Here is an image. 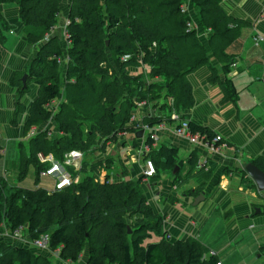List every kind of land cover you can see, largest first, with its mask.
Returning a JSON list of instances; mask_svg holds the SVG:
<instances>
[{
	"label": "trees",
	"instance_id": "16d2710c",
	"mask_svg": "<svg viewBox=\"0 0 264 264\" xmlns=\"http://www.w3.org/2000/svg\"><path fill=\"white\" fill-rule=\"evenodd\" d=\"M191 2L201 27L210 32L207 47L196 28L188 29L191 17L180 10L183 0H71L65 55L59 40L48 38L58 22L60 0H0V4L18 7L30 45L48 38L27 66V87L23 89L21 83L25 72L13 77L20 99L28 93L29 84L38 87L24 123L25 134L48 121L46 103L63 96L54 116L52 137L41 132L30 138L28 154L19 143V179L25 178L30 166L37 176L47 168V163L39 162L38 154H52L61 161L73 150L104 153L108 144L117 142L119 133L135 134L130 119L138 103L156 102L164 94L173 100L177 112L193 106L187 76L209 65V52L219 63H229L226 48L238 38L242 23L225 14L221 0ZM107 34L112 61L105 51ZM58 59L66 63L63 72ZM139 67L147 69V82L142 75L128 74L129 69ZM217 81L224 102L233 100L236 94L231 86ZM16 109V116L24 110L19 101ZM154 122L158 120H147L150 126ZM188 126L192 133L214 136L190 122ZM146 159L154 163L157 175L159 162L161 167H176L177 149L162 147ZM113 164L110 157L95 163L84 161L79 175L86 176L61 191L16 187L10 192L6 179L0 176V224L7 221L12 231L26 227L32 241L48 234L51 250L60 249L63 262H76L87 247L86 264L218 263L197 239L171 243L165 238L163 217L153 213L141 189L143 177L125 180L124 168L121 180L112 181ZM103 172L104 181L100 180ZM155 235L161 240L147 243ZM0 264L51 261L28 248L0 241Z\"/></svg>",
	"mask_w": 264,
	"mask_h": 264
},
{
	"label": "crops",
	"instance_id": "0c3cea01",
	"mask_svg": "<svg viewBox=\"0 0 264 264\" xmlns=\"http://www.w3.org/2000/svg\"><path fill=\"white\" fill-rule=\"evenodd\" d=\"M183 2L207 47L206 40L210 32H205L201 27L191 0ZM220 6L227 16L242 23L238 38L226 48L230 62L221 64L209 52V65L187 76L193 97L191 108L177 112L162 102L136 106L133 110L135 121L130 122L135 128L138 124L147 126L148 131L136 130L132 134V145L126 141L127 133L123 140L107 145L104 153L97 152L92 162L99 161L102 154L112 158L114 164L109 174L112 181H117L121 180L123 172L116 167H120V158L127 175L131 173L133 180L143 177L141 186L146 187L144 194L147 203L154 214L163 217L162 232L165 238L171 243L188 238L197 239L207 249L208 255L214 256L220 264H227L228 258L226 255L224 258L221 252L231 247L244 251V245L249 243L247 229H253L254 224L264 226V192L260 193L243 171L245 164H253L264 172V0H221ZM61 8L63 19L48 37H56L59 41L67 17ZM23 28L18 7L15 4H0V125H3L11 139L21 138L28 142L29 132L25 134L24 123L29 117L38 87L29 84V91L25 95L31 94L30 88H34V92L29 100L23 101L24 97L20 99L18 88L13 85V77L17 72L28 74L27 66L48 38L37 45H30ZM255 38H258L256 42ZM65 45L64 40L62 43L60 41L62 49L66 48ZM62 66L63 72L66 63L62 62ZM139 73L144 76L145 69L139 67L128 70V74ZM217 80L231 86L236 94L233 100L224 102ZM18 101L24 110L16 116ZM24 112L26 117L20 123L19 115ZM149 118L158 122L150 126L147 124ZM181 119L207 129L214 136H220L226 147L219 144L193 145L186 138L177 136L174 130ZM140 131H143V135L138 138ZM150 133L157 140L144 152L143 146L149 143ZM162 147L177 149L178 170L175 172L174 168L161 167L159 162L156 165L157 175L146 178L145 159ZM120 149L126 151L124 160L118 154ZM138 164L140 166L134 172L132 167ZM184 167L186 170L181 176L180 171ZM151 179H154L152 184ZM199 195H203V200L195 205L194 201ZM218 227L222 230L219 231ZM214 232L216 234L212 236ZM221 233L222 244L216 248L213 242ZM155 236L159 238L158 241L153 242L151 237L147 243L161 240L160 236ZM23 247L33 253L49 256L48 252H44L46 255L35 247L31 248V245ZM260 249L262 252L264 248ZM87 259L85 247L76 262L56 259L53 264H86Z\"/></svg>",
	"mask_w": 264,
	"mask_h": 264
},
{
	"label": "rangeland",
	"instance_id": "374dc122",
	"mask_svg": "<svg viewBox=\"0 0 264 264\" xmlns=\"http://www.w3.org/2000/svg\"><path fill=\"white\" fill-rule=\"evenodd\" d=\"M70 2L71 0H60V8L63 9V12L66 13V16H68L69 13V6H70ZM193 8V5H192ZM194 9V8H193ZM63 19V15L60 14V16L58 17V23H60V21ZM104 19L107 20L108 19V15H104ZM67 22V17H66V21ZM110 29H108L109 31L113 30L112 27H109ZM60 41L62 43V41H65L64 34L63 31L60 33ZM106 39V53L108 55V58L111 60V54H110V49L108 47L109 44V36L108 34L105 36ZM59 40V39H58ZM59 41V42H60ZM67 44H66V48L63 49V54L66 55V51H67ZM63 59H66V57H64ZM63 59H60L63 60ZM112 61V60H111ZM61 66H62V62H61ZM63 67V66H62ZM62 67H60V71H62ZM142 71V69H140ZM143 72V71H142ZM145 72H147V69L145 68ZM144 73V72H143ZM141 73H139L138 75H140ZM142 78L144 81H148V77H146L145 75H142ZM30 90L32 91L31 94L25 95L23 96V101L24 100H29L32 97V94L34 92V88H30ZM158 102H162V104L166 103L167 106L173 107V100H168L165 98L164 94H162L161 99H159L156 102H151V103H146V105L151 106L152 103H158ZM161 104V106H163ZM22 107L24 108V106L22 105ZM23 111V110H22ZM26 117V112L22 113L21 115H19V122L22 120V118ZM21 123V122H20ZM130 132V131H129ZM128 132V136H127V143L131 144V138H132V134ZM23 143V150L25 154H28V142L26 140H22L21 138H13L11 139L10 136H8V134L6 133L3 125H0V148H1V156H0V176H3L6 181L8 186H10V192H13L16 187L17 188H21V189H27V190H34L37 188H41L44 189L46 191H51L53 189V180H51L50 178H42L40 176H37L36 171L34 170L33 166H30L27 169V173L25 178L23 179H19L18 178V163H19V152H18V145L19 143ZM132 145V144H131ZM117 146V145H116ZM109 153V152H108ZM97 152H87L86 156H85V161L86 162H92L93 157L97 156ZM118 154L123 158L124 160V156L126 155V151H122L120 149V151L118 152ZM132 156H130L131 158ZM181 154H179V159H181ZM119 163H120V167L119 165H117L116 167L117 170L120 168L121 170L124 169L123 165H122V161L119 158ZM131 164L132 161H131ZM184 164V163H183ZM140 164L136 165V167H132L134 169V172L136 171L135 168L139 167ZM158 168V167H157ZM71 169V168H70ZM69 169V170H70ZM184 170H186V167H184L183 169H181L180 173L181 176L184 173ZM89 175H91L90 173H87ZM86 176V174H80L79 178L82 179ZM102 176V174L100 175ZM132 174L129 173L128 175L125 176L126 180H133ZM152 181H154V179H151V184ZM145 186H141L142 191H145ZM131 223V221H130ZM23 228V227H22ZM219 228V227H218ZM219 231L222 230V228L218 229ZM19 231V230H18ZM205 232H207V230H205ZM204 232V234H205ZM217 232V230H216ZM15 233H17L15 231H12L11 228L9 227V224L7 223V221H3L0 224V241H4L6 242V244L10 245V246H14V247H23V246H27V245H31V248H34L33 244H32V240H30L29 237V233L27 231V228L24 227L23 229H21L18 234L16 235ZM130 233V230H129ZM210 233V232H209ZM215 232L214 234H212V236H215ZM248 235V239H249V243L246 245H244L245 250H236L234 249V247H231L228 250H223L222 256L225 258H228V260H226L227 264H264V254L261 255V253H264V249L260 248H264V226H258L257 224H254L253 229H247V233ZM223 234L221 233L220 237H217L214 242H213V246L218 248L221 244H222V236ZM24 238H26L24 240ZM257 238V240L255 241V239ZM152 241H158L159 238L156 236H152ZM151 239L147 240L148 242L151 241ZM22 244V245H21ZM251 244V245H250ZM25 248V247H24ZM252 248H253V252H252ZM50 251H40L42 253L44 252H48L49 256L47 255V258L51 261V264L54 263V261L56 259H59V256H56L54 254V251L51 250V248L49 247ZM251 249V250H250ZM261 252V253H260ZM258 255H261L258 257Z\"/></svg>",
	"mask_w": 264,
	"mask_h": 264
},
{
	"label": "built area",
	"instance_id": "2783aa9c",
	"mask_svg": "<svg viewBox=\"0 0 264 264\" xmlns=\"http://www.w3.org/2000/svg\"><path fill=\"white\" fill-rule=\"evenodd\" d=\"M180 10L184 14H189L188 7L185 6L184 4L180 7ZM67 26V22L63 26V34L64 37H66L65 34V28ZM188 29L195 28L193 21L191 20L190 22L187 23ZM255 42L258 40V38L254 39ZM127 57H124L123 60H127ZM63 62L62 60L58 59V63ZM63 101V96L62 94L53 100H50L48 103L45 105V109L50 113V117L48 121L45 122L44 126L41 127H33L30 129L28 133V137H34L37 134L41 132H46L48 137H52L53 135V129L55 127V122H54V116L58 112V109ZM146 103L141 102L138 103V107L144 106ZM150 117V116H149ZM180 120V119H179ZM131 122L135 121L134 116L132 115ZM136 130H143V131H148V127L144 125H139L137 126ZM175 134L181 138H186L189 143L193 145H205V146H214L219 144L221 147H226V144L223 143V140L220 136L215 135L212 136L211 138H208L206 135L201 134L200 132H194L192 133L189 129L188 126V121L187 120H182L179 121L177 127L174 130ZM127 133L126 132H121L117 135L118 140H123ZM148 140L149 143L145 144L143 146L144 152H147L150 149V146L156 142V136L152 133L148 135ZM151 142V144H150ZM109 145V144H108ZM85 156L86 154L81 152V151H70L66 154H64L63 159L61 161H58L54 159L52 155H47L44 156L42 154H38V160L40 163H47L48 166L45 170H43L40 173V177L44 178H50L53 180V189L51 191H61L72 184H76L79 181V171L81 169L82 163L85 161ZM100 160L106 159L107 156L106 154H102ZM98 161H94L91 163H95ZM71 168V169H70ZM70 169V170H69ZM105 175V173H104ZM104 175L100 176V180L104 181ZM156 175V168L154 163L150 159H146L144 161V176L146 178H151ZM50 192V191H49ZM23 228H19L18 230L20 231ZM15 233L16 235L18 234ZM16 232V231H15ZM33 246L40 250V251H47L50 247V237L48 234L40 236L37 240L32 241ZM60 249L54 250V254L56 256H59ZM220 264V263H217Z\"/></svg>",
	"mask_w": 264,
	"mask_h": 264
},
{
	"label": "water",
	"instance_id": "95a60500",
	"mask_svg": "<svg viewBox=\"0 0 264 264\" xmlns=\"http://www.w3.org/2000/svg\"><path fill=\"white\" fill-rule=\"evenodd\" d=\"M27 80V74H24L21 78L22 88L25 89L27 87L26 85ZM143 135V131H140L137 134L138 138H141ZM175 172L178 170V167L174 168ZM243 171L247 174V176L252 180L254 183L256 189L261 193L264 192V172L259 170L255 165L253 164H245L243 166ZM201 200H203V195H199L194 203L195 205L199 203Z\"/></svg>",
	"mask_w": 264,
	"mask_h": 264
}]
</instances>
